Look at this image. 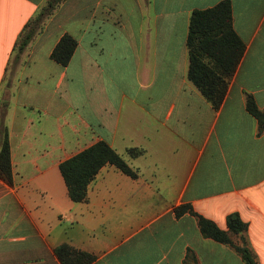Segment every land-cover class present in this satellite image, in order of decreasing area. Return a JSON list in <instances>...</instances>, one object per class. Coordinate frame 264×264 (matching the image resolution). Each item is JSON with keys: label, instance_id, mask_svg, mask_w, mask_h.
Returning <instances> with one entry per match:
<instances>
[{"label": "crops", "instance_id": "0c3cea01", "mask_svg": "<svg viewBox=\"0 0 264 264\" xmlns=\"http://www.w3.org/2000/svg\"><path fill=\"white\" fill-rule=\"evenodd\" d=\"M223 1L245 51L215 110L187 78L186 40L192 12ZM51 2L0 0V264H61L63 244L91 264H244L183 205L226 232L236 213L233 244L264 264V132L245 109L247 96L264 109V0ZM98 142L137 177L106 165L72 202L59 165Z\"/></svg>", "mask_w": 264, "mask_h": 264}, {"label": "trees", "instance_id": "16d2710c", "mask_svg": "<svg viewBox=\"0 0 264 264\" xmlns=\"http://www.w3.org/2000/svg\"><path fill=\"white\" fill-rule=\"evenodd\" d=\"M57 1L52 0L51 4ZM186 46L189 61L187 78L216 110L226 96L228 85L245 51L242 41L232 28L231 8L228 1H223L210 9L192 12ZM75 47V41L65 36L55 47L51 57L56 63L65 66ZM245 109L257 121L259 131L264 132V109H258L251 96L246 98ZM128 154L135 158L141 156L143 152L130 149ZM106 165L115 167L130 178L137 177L136 172L104 142L94 144L59 165V171L72 202L82 203L86 200L88 185ZM11 178L10 148L5 134L0 146V179L11 184ZM186 213L197 218L204 238L231 246L244 264H257L248 247L235 246L230 238V235H239L247 230V225L236 213L230 214L226 219L227 232L219 229L213 222L195 214L190 205L175 209L177 217ZM243 242L245 243L244 240ZM54 253L61 264H91L95 260L91 254L76 250L67 244L57 247Z\"/></svg>", "mask_w": 264, "mask_h": 264}]
</instances>
